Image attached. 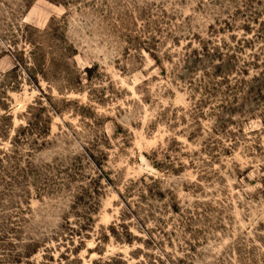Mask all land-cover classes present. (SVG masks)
<instances>
[{
	"label": "rangeland",
	"instance_id": "374dc122",
	"mask_svg": "<svg viewBox=\"0 0 264 264\" xmlns=\"http://www.w3.org/2000/svg\"><path fill=\"white\" fill-rule=\"evenodd\" d=\"M0 264H264V0H0Z\"/></svg>",
	"mask_w": 264,
	"mask_h": 264
}]
</instances>
